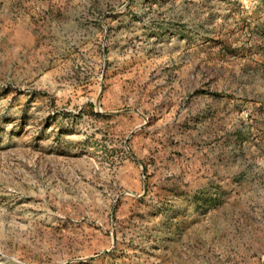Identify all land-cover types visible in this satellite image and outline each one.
Segmentation results:
<instances>
[{"label":"rangeland","instance_id":"374dc122","mask_svg":"<svg viewBox=\"0 0 264 264\" xmlns=\"http://www.w3.org/2000/svg\"><path fill=\"white\" fill-rule=\"evenodd\" d=\"M253 256L264 0H0V264Z\"/></svg>","mask_w":264,"mask_h":264},{"label":"crops","instance_id":"0c3cea01","mask_svg":"<svg viewBox=\"0 0 264 264\" xmlns=\"http://www.w3.org/2000/svg\"><path fill=\"white\" fill-rule=\"evenodd\" d=\"M116 91H119V87H115V86H107V89L105 88V89H103V93H102V102L104 103V104H106L108 101L109 102H115V100H112V95H113V93L112 92H116ZM113 108V107H112ZM111 108V109H112ZM115 108V107H114ZM111 111H109V113H110ZM140 119H141V121H142V118L140 117ZM251 259H253V263L252 264H256V258L253 256V257H251ZM261 261H262V258H261V256L259 257V261L257 262V264H262L261 263Z\"/></svg>","mask_w":264,"mask_h":264},{"label":"water","instance_id":"95a60500","mask_svg":"<svg viewBox=\"0 0 264 264\" xmlns=\"http://www.w3.org/2000/svg\"><path fill=\"white\" fill-rule=\"evenodd\" d=\"M262 264H264V258L262 257V261H261Z\"/></svg>","mask_w":264,"mask_h":264}]
</instances>
